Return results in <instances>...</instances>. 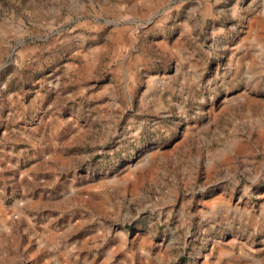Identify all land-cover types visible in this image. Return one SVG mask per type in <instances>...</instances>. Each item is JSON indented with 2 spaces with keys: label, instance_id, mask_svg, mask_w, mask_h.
I'll return each mask as SVG.
<instances>
[{
  "label": "rangeland",
  "instance_id": "rangeland-1",
  "mask_svg": "<svg viewBox=\"0 0 264 264\" xmlns=\"http://www.w3.org/2000/svg\"><path fill=\"white\" fill-rule=\"evenodd\" d=\"M0 264H264V0H0Z\"/></svg>",
  "mask_w": 264,
  "mask_h": 264
}]
</instances>
